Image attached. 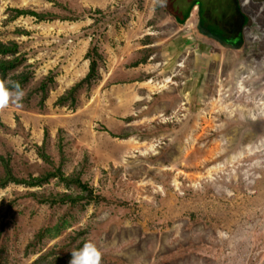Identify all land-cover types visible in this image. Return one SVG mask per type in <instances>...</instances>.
Listing matches in <instances>:
<instances>
[{
  "label": "rangeland",
  "instance_id": "rangeland-1",
  "mask_svg": "<svg viewBox=\"0 0 264 264\" xmlns=\"http://www.w3.org/2000/svg\"><path fill=\"white\" fill-rule=\"evenodd\" d=\"M193 1L205 21L193 28V6L187 32L163 0H0V41L21 57L8 75L27 77L21 106L0 110L12 128L0 126L5 264L89 241L101 264H264V0H238L245 22L232 0L168 4ZM56 168L107 202H40L77 193L22 181Z\"/></svg>",
  "mask_w": 264,
  "mask_h": 264
},
{
  "label": "trees",
  "instance_id": "trees-1",
  "mask_svg": "<svg viewBox=\"0 0 264 264\" xmlns=\"http://www.w3.org/2000/svg\"><path fill=\"white\" fill-rule=\"evenodd\" d=\"M164 1V8L165 12L169 14L175 22L181 24L184 22V20L188 17L189 11L193 6L196 5L197 11H198V22H197V27L199 24L202 25L204 19L203 15V10L200 8V5L198 1H193L191 2L188 7H186L184 10H176L173 9L172 7L169 6V0H163ZM235 9L237 10L238 13H240L241 20L244 22L245 21V16L240 12L239 9V4L238 0H232ZM17 13H32L35 14V12H30V11H25L24 9H15ZM212 22V21H211ZM207 23V22H206ZM205 28L210 30L212 33L217 34V29L213 22L210 24L209 22L207 23ZM200 26V25H199ZM201 27V26H200ZM241 27V25H240ZM237 29L234 33H231L232 35H225L223 36L224 38H229V37H235L237 33H240L241 28ZM222 34H219L220 36ZM19 49V46L16 42L14 41H7V42H2L0 41V80H4L6 83L10 82H15L18 81L17 79L19 78L20 85H22L21 81H25L27 78L25 74L21 73H14L11 75H8V72L12 71L17 65L21 57H19L16 53L17 50ZM87 57L89 58L90 62L88 65V73L85 75L84 79L82 80H88L89 78L93 77L95 72H96V63H95V55H96V47L92 46L89 51L87 52ZM7 79V80H6ZM82 82V81H81ZM80 82V83H81ZM0 126L8 131H12L11 126L9 123L3 119V117L0 115ZM36 150L39 151L40 148L36 145ZM40 156L42 158H46V161L48 160V155L45 154L42 150L39 152ZM0 160H3V157L0 155ZM4 162V160L2 161ZM31 177V176H30ZM57 178L59 182H63L65 185L73 186L74 188L77 189V193H64L61 196H46L41 198V196L36 195L37 200L40 202L43 201L42 199L46 200V202H49L51 204H69V205H74L76 203H88V202H107V199L100 193H97L91 184H89L88 181L83 179L80 175L78 176L77 174H71V175H65L59 168H56L55 170H50V171H45L41 174L40 177H31L29 179H23L22 181L28 185H38L40 182H45L50 178ZM5 182L0 181V187H3ZM60 234V226L59 225H54L51 227H41L38 232L33 235V238L31 239L29 246L33 247L34 243L36 242H41L44 237H53ZM64 250V246L61 245L59 246L56 250L54 247H50L48 250H45L44 253L39 254L35 259H34V264H69V261L71 259V252L67 255L66 251ZM3 248L0 246V264H5L3 260Z\"/></svg>",
  "mask_w": 264,
  "mask_h": 264
},
{
  "label": "clouds",
  "instance_id": "clouds-1",
  "mask_svg": "<svg viewBox=\"0 0 264 264\" xmlns=\"http://www.w3.org/2000/svg\"><path fill=\"white\" fill-rule=\"evenodd\" d=\"M25 95L26 93L18 81L6 83L4 80H0V110L6 108L10 103L17 107L21 106ZM101 259V251L89 241L85 242L78 250L71 252L69 264H101Z\"/></svg>",
  "mask_w": 264,
  "mask_h": 264
},
{
  "label": "crops",
  "instance_id": "crops-1",
  "mask_svg": "<svg viewBox=\"0 0 264 264\" xmlns=\"http://www.w3.org/2000/svg\"><path fill=\"white\" fill-rule=\"evenodd\" d=\"M193 16V15H192ZM191 20H193L192 18H191V14L189 13L188 14V17L184 20V22L183 23H181V24H179V23H177V22H175V20H174V25L176 26V28L177 29H180V27H187V32L189 31L188 30V24H190V22H191ZM188 23V24H187ZM187 24V26H185ZM197 27V23H196V25L194 24V26H193V28L195 29ZM240 33H241V30H240ZM197 36H199L198 34H197ZM144 45V47L147 45V44H143ZM211 47H213L214 48V51H213V53L214 54H216L217 55V53H216V50H217V48H221L222 50H225L226 51V53H228V52H231L232 54L234 53V52H238V53H240V51L239 50H235V48H230V47H227V46H222V47H220V46H217L213 41H209V43H208V48H211ZM236 48H238V47H236ZM245 53H243V55H244ZM212 55V57L213 58H215V56L213 55V54H211ZM246 55V54H245ZM211 57V58H212ZM262 59H264V58H262Z\"/></svg>",
  "mask_w": 264,
  "mask_h": 264
},
{
  "label": "flooded vegetation",
  "instance_id": "flooded-vegetation-1",
  "mask_svg": "<svg viewBox=\"0 0 264 264\" xmlns=\"http://www.w3.org/2000/svg\"><path fill=\"white\" fill-rule=\"evenodd\" d=\"M245 22V21H244ZM234 37H229V38H226V39H229V40H233ZM225 46V45H224Z\"/></svg>",
  "mask_w": 264,
  "mask_h": 264
},
{
  "label": "bare ground",
  "instance_id": "bare-ground-1",
  "mask_svg": "<svg viewBox=\"0 0 264 264\" xmlns=\"http://www.w3.org/2000/svg\"><path fill=\"white\" fill-rule=\"evenodd\" d=\"M14 9V8H13Z\"/></svg>",
  "mask_w": 264,
  "mask_h": 264
}]
</instances>
